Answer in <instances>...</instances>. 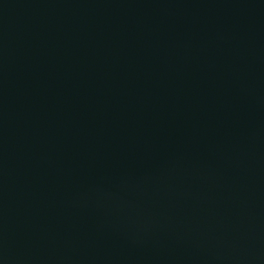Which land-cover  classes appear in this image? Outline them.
Returning a JSON list of instances; mask_svg holds the SVG:
<instances>
[{
  "label": "water",
  "instance_id": "95a60500",
  "mask_svg": "<svg viewBox=\"0 0 264 264\" xmlns=\"http://www.w3.org/2000/svg\"><path fill=\"white\" fill-rule=\"evenodd\" d=\"M0 264H264V0H0Z\"/></svg>",
  "mask_w": 264,
  "mask_h": 264
}]
</instances>
